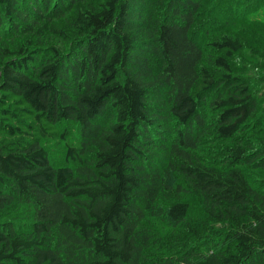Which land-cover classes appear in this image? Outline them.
Listing matches in <instances>:
<instances>
[{
    "label": "trees",
    "instance_id": "trees-1",
    "mask_svg": "<svg viewBox=\"0 0 264 264\" xmlns=\"http://www.w3.org/2000/svg\"><path fill=\"white\" fill-rule=\"evenodd\" d=\"M241 1L0 0V40L54 18L66 45L47 22L39 44L0 45V264H264V184L242 166L264 169V126L233 66L243 43L211 17L194 34L205 9L229 20ZM170 189L199 208L161 206ZM150 219L172 233L145 263Z\"/></svg>",
    "mask_w": 264,
    "mask_h": 264
},
{
    "label": "rangeland",
    "instance_id": "rangeland-1",
    "mask_svg": "<svg viewBox=\"0 0 264 264\" xmlns=\"http://www.w3.org/2000/svg\"><path fill=\"white\" fill-rule=\"evenodd\" d=\"M103 1L105 0H84L83 3H78V6L91 8L92 6L99 5ZM221 6L226 8V5H223V0ZM216 9H219V7ZM232 10H235L234 12L236 15L228 20L224 19L225 17L220 16L221 14H219V11L214 13L215 11L212 12V9H205L202 13L204 17H199L197 21V27L195 28L194 34L198 39H203L205 37V23L207 22L206 19L207 17H211L213 21L217 20V22L214 25L209 26L213 27L214 29L215 27H218L220 30L224 29L223 31H220L221 34L230 33L241 40L243 43V50L239 54L237 60L234 62L233 66L237 72H242L247 76L251 82L254 94L260 99V109L257 119L259 121L258 126L261 127L264 126V121H260L262 117H259V115L264 110V0H248L241 1L239 3L237 2L236 5L233 4ZM206 14L208 16H206ZM45 22L48 24V32L46 36L51 40L50 42L60 48H65L66 45L60 41L59 37L52 33V31L50 32V30L53 28L63 24V20L54 18L48 21L42 20L36 25L34 31L30 34L19 32L14 35L10 31L7 36L0 40V45L15 46L22 40H25L26 38L30 39L31 37L37 44H39L40 39L35 36V33ZM39 47L40 46L36 47V49L41 50ZM210 54L211 53L208 50L205 51V56L209 57L212 55ZM1 61L2 60L0 56V62ZM67 127V124H65L61 127V129L64 130V128ZM239 143L242 146H248L249 148L251 147L250 149H252V151L262 147L261 141L254 135H241L239 138ZM229 145L233 144L230 143ZM217 146L223 148L228 146V144L219 143ZM217 149H214L213 151H216ZM50 156L52 161L58 165L65 163L64 148L61 143L58 142L50 144ZM242 166L247 177L254 186H260L261 184H264V169H260L258 166L256 167L255 163H249ZM171 177H174L171 181L175 182L176 176L171 175ZM167 194L168 197H166ZM179 199L189 202L192 205V208L195 210L199 208L196 196L192 194L186 195L183 193L177 194L174 189H170L165 193V197L161 200L160 205L164 206L171 200L178 201ZM13 212L14 211H12V213ZM12 215L17 216V213L15 212L14 214H10L9 217H13ZM147 225L148 229L153 234V241L152 245L146 249L143 260L145 263L152 259L154 260L161 255V248H159V246L171 239L170 233H172L171 225H169L164 220L150 219L148 220Z\"/></svg>",
    "mask_w": 264,
    "mask_h": 264
}]
</instances>
